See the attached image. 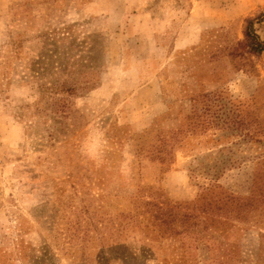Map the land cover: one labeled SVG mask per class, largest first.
<instances>
[{
  "label": "rangeland",
  "instance_id": "1",
  "mask_svg": "<svg viewBox=\"0 0 264 264\" xmlns=\"http://www.w3.org/2000/svg\"><path fill=\"white\" fill-rule=\"evenodd\" d=\"M260 12L0 0V264H264Z\"/></svg>",
  "mask_w": 264,
  "mask_h": 264
},
{
  "label": "trees",
  "instance_id": "2",
  "mask_svg": "<svg viewBox=\"0 0 264 264\" xmlns=\"http://www.w3.org/2000/svg\"><path fill=\"white\" fill-rule=\"evenodd\" d=\"M263 21H264V12H260L255 17L246 18L244 20V30H243V35H244L243 40L244 41L242 42V44L248 48L249 54L252 56H255V57L260 56L261 53L264 52V41L260 40V38L256 34V31L254 29V25L256 23L258 24V23H261ZM35 64L37 65V62H35L34 65ZM35 74H38L37 69H36ZM36 80H37V77H36ZM52 91H54V90H52ZM54 93L63 94L66 96H72L75 94L73 89L67 87L64 83H62L59 87H56ZM52 106H54V109L51 112L54 113L55 115H58V116H64L66 114V111L68 110V107H69V105L67 104V102L64 98L54 100L52 102ZM223 197H224V199H231V197L228 195H224Z\"/></svg>",
  "mask_w": 264,
  "mask_h": 264
}]
</instances>
